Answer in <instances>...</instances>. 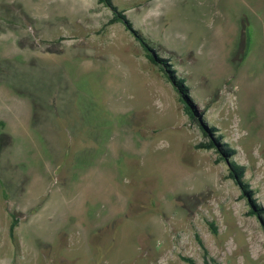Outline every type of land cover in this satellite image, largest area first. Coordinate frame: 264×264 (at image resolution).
Wrapping results in <instances>:
<instances>
[{
	"label": "rangeland",
	"instance_id": "374dc122",
	"mask_svg": "<svg viewBox=\"0 0 264 264\" xmlns=\"http://www.w3.org/2000/svg\"><path fill=\"white\" fill-rule=\"evenodd\" d=\"M113 2L203 121L98 0H0V264H264V0Z\"/></svg>",
	"mask_w": 264,
	"mask_h": 264
},
{
	"label": "trees",
	"instance_id": "16d2710c",
	"mask_svg": "<svg viewBox=\"0 0 264 264\" xmlns=\"http://www.w3.org/2000/svg\"><path fill=\"white\" fill-rule=\"evenodd\" d=\"M98 2L105 7L112 10L113 18L109 21L108 25H114L117 23L123 24L127 30L131 31V33L134 35L136 40L140 43L142 46L145 56L148 58V60L152 63L153 66L158 68V70L164 74V76L167 78L169 82H171L174 86V88L177 90V92L180 94L179 101L181 104H183L185 112L189 115V118L193 121L196 119H199L200 122H202V118L198 117L199 108L197 104L192 99V96L190 94V88L187 84V81L183 78H180L178 76V72L175 69V66L172 64V61L170 58H165L161 56L159 53H157L154 46L151 44L149 40L138 30L133 28V23L128 18L126 11L121 10L116 6L113 2V0H98ZM5 127L4 122H0V133L2 132L3 128ZM203 128L206 129L205 125H203ZM208 133L213 135L212 129L207 130ZM223 136L219 134L216 139L212 138V141H210L208 144H199L196 146L197 149H213L214 147H217L219 149V152L224 155L225 157L232 156L231 159H234L236 152L234 149L230 147L229 144H221L220 138ZM246 175V168L244 166L238 165L237 163L231 164V171H230V177L235 180V182L243 187V190L246 194H249L251 196V193L253 192L250 190V186L248 183H244V176ZM252 208L253 210L250 211V215L256 213H261L263 210L260 206H257L252 200H251ZM18 226V220L13 217V222L10 225V237L12 240L17 243L16 238V228ZM211 227L215 234H217L218 229L215 227V225L212 223ZM199 243L201 247L204 250V256L207 258L209 256L208 250L205 247L204 242L199 239ZM19 245V244H18ZM183 260L189 264H196V262L192 258L184 257ZM210 264H220L214 259L210 260Z\"/></svg>",
	"mask_w": 264,
	"mask_h": 264
}]
</instances>
